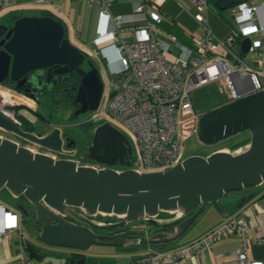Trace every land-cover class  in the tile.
I'll use <instances>...</instances> for the list:
<instances>
[{"label": "water", "instance_id": "95a60500", "mask_svg": "<svg viewBox=\"0 0 264 264\" xmlns=\"http://www.w3.org/2000/svg\"><path fill=\"white\" fill-rule=\"evenodd\" d=\"M239 0H214L224 8ZM250 37L240 38L245 54ZM85 52L68 36L64 22L49 14H20L0 21V80L9 76L25 80L34 70L62 63L61 71L76 69L81 83L76 98L83 102L75 110L98 106L104 86L100 70L91 60L89 68L81 63ZM0 127L36 143L41 148L65 153L52 156L43 149L0 133V187L22 195L17 207L34 215L33 225L40 240L84 249L92 243L147 244L161 249L179 237L208 202L222 210L219 197L226 191L252 186L264 181V86L222 101L199 112L198 138L212 143L240 130L248 129L249 140L233 149L217 148L208 154L190 153L162 169L138 171L131 166L128 137L108 120L98 123L81 158L103 164L95 167L80 163L73 149L63 147L65 137L60 126L44 133L24 128L0 111ZM67 146L72 145L67 142ZM72 154V155H71ZM125 165L117 168L114 164ZM255 190L243 195L238 205ZM79 206L82 211L76 209ZM181 211L172 222L147 232L127 230L104 233L95 228H112L136 219H153L160 210ZM99 212L116 214L119 219L104 221L91 217ZM70 214L81 222L64 216ZM107 238V239H104ZM30 255L42 253L32 242L26 244ZM65 257L70 264H84L85 256Z\"/></svg>", "mask_w": 264, "mask_h": 264}, {"label": "built area", "instance_id": "2783aa9c", "mask_svg": "<svg viewBox=\"0 0 264 264\" xmlns=\"http://www.w3.org/2000/svg\"><path fill=\"white\" fill-rule=\"evenodd\" d=\"M33 1L41 5L48 3V0ZM88 1L98 7L95 37L91 41L75 43L72 36H68L89 56L96 54L91 48L92 43L102 49L103 54L106 44L117 53L116 66L110 67L111 75L101 99L98 106L91 109L88 119L102 117L125 133L131 145L128 166L138 171L166 168L184 157L181 140L198 130L199 111L193 107L190 97L193 88L220 79V90L230 99L264 86V0H239L228 5L237 23L222 37L203 22L202 33L192 36L201 56L193 55L186 61L167 55L177 36L174 33L167 36L157 34L161 13L156 0H135L129 13H112L110 6L114 0ZM8 5H0V10ZM205 6L206 0H196L197 11L193 14L196 20H205L202 13ZM243 35L250 37L248 51H252L257 66L250 65L232 49V44ZM102 57L106 58L105 55ZM2 90L6 92L7 100H4ZM28 98L31 99L28 94L0 81V111L19 124L22 121L17 106L28 104ZM41 149L54 157L60 155L53 150ZM76 159L95 167L103 166L79 156ZM0 209V236L10 238V230L20 227L19 212L2 202ZM167 211L171 218L182 216L178 209ZM100 213L109 214L99 211L94 214ZM144 225L133 223L135 228ZM248 226L244 208L238 207L186 244L171 249L147 250L110 264H179L180 258H186L191 252L198 253L228 234L239 238L232 251L236 261L229 264H263L260 259L249 257L247 245L264 240V235L247 237L245 230ZM0 264L58 263H45L21 250L14 259Z\"/></svg>", "mask_w": 264, "mask_h": 264}, {"label": "crops", "instance_id": "0c3cea01", "mask_svg": "<svg viewBox=\"0 0 264 264\" xmlns=\"http://www.w3.org/2000/svg\"><path fill=\"white\" fill-rule=\"evenodd\" d=\"M133 1L135 0H114L110 6V10L112 13H129L132 11ZM156 1L159 4V10L161 13V19L157 22V34L167 36L169 33H174L177 36V39L171 43L167 55L168 57L179 61H186L187 58L193 55L201 56L192 42V36L202 33L203 22L208 25L217 36L221 37L226 35L231 26H235L237 23L236 18L230 14L228 6L224 8L218 7L214 0H206V6L202 10L205 17L204 21H198L193 16V14L197 11L196 0ZM2 4L9 5L0 10V21L7 22L10 18L16 17L20 14H36L43 11H49L64 22L67 34L72 36L75 43H82L87 40L91 41L96 35L99 20L98 7L95 3H91L88 0H48V3L45 5L37 4L33 0H0V5ZM257 35L258 34L255 36ZM105 46L106 48L103 54L102 49L97 48L94 43L91 44V48L96 50V58L100 59L102 63H105L110 70V67L116 66L117 53L110 44H106ZM232 49L242 56L240 39L232 44ZM103 55L106 56L105 59H103ZM91 57L93 58L94 56ZM33 99L34 98L32 96L29 101L30 104L28 103L26 105L32 108L35 104ZM225 100H227V98L223 97V99L213 102L211 105H216ZM17 109H19V107H17ZM195 109L198 110L196 107ZM198 111L200 112L201 110ZM19 113L22 115L20 110ZM22 121V124L25 123L26 126L31 127V125H33V120L28 117H24ZM249 136L248 132L242 137V141L244 142L243 144L248 141ZM217 148L233 149L234 147L224 143L214 147L213 149ZM260 185L261 187H242L240 189H234L235 191L223 195L224 197L220 198V196L219 204L222 207L221 211L218 210L211 202H208L207 212L203 214L200 219H197V221L194 220L195 222L193 221L192 226H196L200 220H204L206 216L207 224L203 225L196 232L190 233L188 236L185 235L188 232L186 229L179 237L174 239V243L169 246L165 245L163 249L176 248L180 245L188 243L219 223L229 212L236 210L238 207L244 208L249 220V226L245 230V235L247 237H253L257 234L264 235V184L262 185V183H260ZM252 190L256 191L255 194L247 199L242 205H238L237 202L239 199ZM21 198L22 195H14L9 189H5L4 186L0 187V202L17 210L19 212L20 221L19 228L10 230V238L0 236V263L14 259L21 250L29 253L27 251L26 244L31 241L24 233L22 224L24 213L17 207V203ZM165 214L168 215L166 216ZM170 216L171 214L169 211L160 210L155 216L157 219V226H162L172 222L171 220H173V218ZM238 239V236L235 234L222 236L214 240L211 246L203 248L200 252H191L186 258H180L178 260L179 264L233 263L236 261V256L232 253V251L236 247ZM156 248L157 247L150 244L145 250L132 253L130 257ZM247 250L249 257L260 259L264 264V240L249 242ZM70 252L71 254L69 255H72L73 252L71 250ZM65 263L69 262L66 261Z\"/></svg>", "mask_w": 264, "mask_h": 264}, {"label": "rangeland", "instance_id": "374dc122", "mask_svg": "<svg viewBox=\"0 0 264 264\" xmlns=\"http://www.w3.org/2000/svg\"><path fill=\"white\" fill-rule=\"evenodd\" d=\"M237 45V44H235ZM237 47V46H235ZM86 56H89L88 54ZM253 53L252 51H248L245 54H242V57L245 61L252 64L253 66H256L257 63L252 59ZM91 57V56H90ZM93 59L97 60L96 56L93 57ZM97 63L99 65V70L101 74V78L104 82V86L106 81L108 80V76L111 75V72L109 70V67L105 63H101L97 60ZM264 66V65H263ZM222 84V81L220 79L213 80L211 82L203 83L195 88H193L190 91V97L192 104L194 108L196 107L198 110H204L206 108H209L213 102L219 101L220 99L226 98V93L224 91L220 90V85ZM264 85V81H263ZM30 101V99H26ZM30 103V102H29ZM213 106V105H211ZM210 106V107H211ZM22 113L20 115L21 119H24V117H28L32 119L31 128L35 132H46L48 129L52 128L53 126L57 125L60 126L61 129L65 131L72 132L75 137L77 138L78 144H80L79 153L82 152V148L88 143V137L86 136V133L84 132V129L82 128L81 124H79L80 118L82 116H89L90 112L85 111L79 113L78 116H72V108L70 103H60L57 105V103H54L47 93H42L38 97V103L35 108H31L27 106L26 104H22L19 106L18 111ZM105 120V119H104ZM102 120V117H95L94 119H91L90 122V128L89 130L93 131L94 127L100 123ZM22 126L25 128L26 124L23 123ZM249 132L248 129L240 130L234 134H231L227 137H224L222 139H219L212 143H206L201 141L198 138L197 132H194L184 139L181 140V149L183 156H186L190 153H200V154H208L213 148L221 145V144H229L231 147H240L243 145L242 137ZM0 133L3 135H9L15 138H18L20 141L28 143L29 145L33 147H40L36 143L28 141L26 138L21 137L17 135L16 133L3 129L0 127ZM250 135V132H249ZM250 138V136H249ZM249 140V139H248ZM242 142V143H241ZM78 147V146H77ZM61 155H67L65 153H62ZM84 160L91 161L90 158L85 157ZM118 168H123L125 165L116 163L114 164ZM262 185L264 182H261ZM244 188H250V187H261L260 183L252 186H243ZM5 189H9L8 187L4 186ZM240 189V188H239ZM232 191L235 190H229L224 192L220 198L224 197L223 195H226ZM76 208H79L77 206ZM207 212V204L205 205L204 209L198 213L195 221L197 219H200L203 214ZM101 214V213H100ZM93 215V214H92ZM166 216L168 214H165ZM116 214H101L98 216L97 214L93 217L99 220L102 219H116ZM207 217V216H206ZM200 220V222L196 226L191 225L187 228V233L185 235H189L190 233L196 232L198 229H200L203 225L207 224V218ZM194 221V222H195ZM145 223L144 226L135 228L133 226V223ZM23 228L25 235L29 238V240L34 243L37 247V249L42 253V256L40 257V260H42L45 263H58V264H65V257L69 254L70 248L68 246L64 245H58V244H51L45 241H42L37 236V228L33 225V219L32 216L29 213L23 214ZM157 225V222H154L153 219H136L131 222H127L125 226H128L131 229L136 230L137 232H149L153 227ZM184 235V234H183ZM182 235V236H183ZM181 236V237H182ZM175 240L169 241L166 246L171 245L174 243ZM150 244H121V245H114V244H99V243H92L89 247L84 248V256H85V263L84 264H110L112 262H116L122 259H127L131 256L132 253L143 251L146 249V247ZM35 257L34 255H32Z\"/></svg>", "mask_w": 264, "mask_h": 264}, {"label": "flooded vegetation", "instance_id": "af4514ba", "mask_svg": "<svg viewBox=\"0 0 264 264\" xmlns=\"http://www.w3.org/2000/svg\"><path fill=\"white\" fill-rule=\"evenodd\" d=\"M86 55H85L84 61L81 63V66L84 67L85 69L89 68L88 60H91L98 67H99V65L97 63V60L100 62V64L102 63L100 59L97 58V60H95L92 57L86 56ZM62 67H63L62 63H57V64H53L51 66L50 72L48 71L47 67H45L44 69H37L36 71L34 70V75H30V72H29L28 77L25 80H23L22 77L12 79L9 76H7L3 80H0V81L4 85H8V86L12 85L11 87H13L19 91H22L31 97L33 96V98H34L33 100H34L35 104L32 106V108H35L37 106L38 97L42 93H47L51 97L52 101L54 103H57V105L60 103H64V102L70 103L71 108H72V112H71L72 116H78L79 113L85 112V111L90 112L91 109L87 108L83 111H79V112L75 113V110L78 109L82 105V103H84V101H85V98H84L83 102H81L79 99L76 98L77 90H78V87L81 83V73L74 68L73 69H65V70L61 71ZM9 84H11V85H9ZM103 88H104V86H103ZM102 91H103V89H102ZM101 96H102V93L100 95V99H101ZM89 120L90 119H88V116H82L80 118V121H79V124H81L82 128L84 129L86 136L87 137L89 136L88 137V143L91 139V134H92L91 131L89 130V128H90ZM31 130H32V128H31ZM61 132H62V135L65 137L63 147L66 149H73L74 153H73V155L71 154L72 156H74V157L80 156L79 149H81L80 148L81 146H80V144H78V141H77V138L75 137V135L72 132L65 131L63 129H61ZM67 142L71 143L72 145L67 146L66 145ZM76 209L79 211H82V209L80 207L76 208ZM28 213L32 216V219H33L34 215H32V213H30V212H28ZM95 215L96 214H93L90 216L94 217ZM97 215L100 216L101 214H97ZM64 216L66 218L72 220V221L81 222L79 219L75 218L74 216H72L70 214H64ZM119 218H120V216L116 217V219H119ZM116 219H102V220L113 221ZM125 225L126 224L116 226V227H112V228H105V229L104 228H95V227H92V228L96 231H100V232H104V233H113V232L121 231V230L137 232L136 230L131 229ZM36 227H38V224L36 225ZM104 239H107V238H104ZM70 250L73 252V254L70 258H77V257H80L81 255L84 254V250L79 249V248H77V249L76 248H70Z\"/></svg>", "mask_w": 264, "mask_h": 264}, {"label": "trees", "instance_id": "16d2710c", "mask_svg": "<svg viewBox=\"0 0 264 264\" xmlns=\"http://www.w3.org/2000/svg\"><path fill=\"white\" fill-rule=\"evenodd\" d=\"M43 13H49V14H51V15H53V16H55L53 13H51V12H49V11H43ZM56 17V16H55ZM58 18V17H57ZM77 73V72H76ZM72 76V75H71ZM9 85H11V84H9ZM12 86V85H11ZM20 105H22V104H20ZM20 105H18L17 107H19ZM18 115L20 116V113H18ZM23 119H21V121H22ZM90 121V120H89ZM23 122V121H22ZM21 122V123H22ZM25 128H30L31 129V127L30 126H25ZM66 262V261H65Z\"/></svg>", "mask_w": 264, "mask_h": 264}, {"label": "bare ground", "instance_id": "6f19581e", "mask_svg": "<svg viewBox=\"0 0 264 264\" xmlns=\"http://www.w3.org/2000/svg\"><path fill=\"white\" fill-rule=\"evenodd\" d=\"M5 93H6V92H5L4 90L1 91V94H4V95H5ZM7 99H8V98H7V96L5 95V96H4V100H7ZM28 102H29V101H28Z\"/></svg>", "mask_w": 264, "mask_h": 264}]
</instances>
